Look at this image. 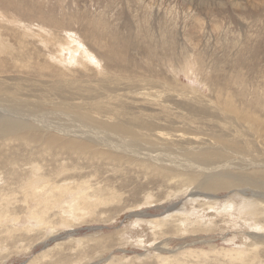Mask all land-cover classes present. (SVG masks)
<instances>
[{"label":"rangeland","instance_id":"1","mask_svg":"<svg viewBox=\"0 0 264 264\" xmlns=\"http://www.w3.org/2000/svg\"><path fill=\"white\" fill-rule=\"evenodd\" d=\"M14 102L53 126H125L138 133L117 134L131 151L152 141L172 157L200 148L264 161V0H0V108ZM31 141L0 136V216L10 215L0 222V264H264V241L253 248L241 220L230 227L218 216L200 232H177L173 219L153 228L186 208L215 212L190 171L164 178L136 158ZM34 166L44 184L87 181L91 206L79 214L71 193L63 221L38 205L42 187L26 200ZM213 196L221 206L234 197ZM232 248H248L246 260L223 253Z\"/></svg>","mask_w":264,"mask_h":264},{"label":"bare ground","instance_id":"2","mask_svg":"<svg viewBox=\"0 0 264 264\" xmlns=\"http://www.w3.org/2000/svg\"><path fill=\"white\" fill-rule=\"evenodd\" d=\"M72 39L74 38H71V40ZM68 45L69 44H67L66 46L69 47ZM78 45L81 46V44L76 45V48L79 50L81 56L80 60L81 61L83 59H86L87 61L90 60L91 53L89 52V50L85 48V46L83 47L81 46L82 48L81 50ZM16 102L12 103L10 106L11 108L9 109H6V107H3V109H1L2 107L0 108V136L6 140H19V141L42 140L44 141V143H47L49 146L54 147L55 145H61L62 147L69 148L71 151L80 152L81 154H86V153L94 154L93 155L94 158H100V157L136 158L133 159L131 162H136L137 165L144 166L146 169H153L155 173L157 172L158 174H162L164 178L165 177L170 178L180 174L182 175L185 174L183 172L190 171L191 174H188V178L190 180H194L192 182H197L200 188L203 189L204 192H206V195L209 196V198L210 197L213 198V202L211 204H208L209 206L208 208L215 211L213 214H206L205 212L197 210L196 208L195 210H189L187 208L183 210L181 209L182 211H178L175 215H169L160 220L156 219L153 222H151L153 228L157 229L158 227L164 225L166 221H170L173 219L181 222V224L178 226L177 232H200L206 230L205 228L211 227L213 224H215L216 222L214 220L215 217L218 218V216H222L228 218L226 220V223L230 224V227H238L239 220H241L244 222V224L248 229H252L254 231L253 233L248 232L249 239L254 241L253 243L250 244L253 246V248L258 249L259 247L258 245H256V243L259 242L261 243V241H264V221L260 219L261 216H264V161H260L257 159L256 160L245 159V158L243 159L239 158L240 161L237 162H231L229 161V159L228 160L224 159L225 160L224 161L221 159V157H223V154H221V152L206 153L204 152V150L200 152L201 151L200 148L199 149L191 148L189 151L187 150L188 151L187 153H181L182 155L178 154L177 155L178 157H172L169 154L158 153V152L156 153V151L160 150L161 148L156 149L155 142L152 141L150 142V144L148 142L140 143L141 141L139 142L136 141V143L143 144L146 149L142 150L137 148L136 151H131L129 147H127V145L124 146L120 144V142H123L124 138L123 139L119 138L117 134L119 135L123 134L129 139L138 140L136 138V136H138L136 134L138 133L131 131V129H128L125 126L111 124V123H101V122H97V123H101V125H95L93 123L91 125V123L87 124V123H82L81 121H79L81 123L79 124V126L77 125V128H74V125L73 127H69V128L67 127V125H66L67 128L60 127L59 125L53 126L51 124L53 122L52 119L51 122L45 119L47 113H42L39 119V116H37V114L33 113L34 115H32V111H30V109L32 110L33 106L31 107L30 105L28 107L27 105L22 104L17 107V105H15ZM4 104L5 103H3V105ZM8 105L9 104L7 103V106ZM42 111L44 112L43 109ZM48 114L50 115L51 113ZM35 121L36 124L37 123L38 125L41 124L42 126L41 129H44L45 132L42 130L40 133L32 131L34 127L31 126L30 122H35ZM64 124H66V122ZM93 125L94 127H96L94 130L89 128ZM159 137H162V134H159ZM132 140L130 141L134 143L135 141ZM139 140H142L141 136L139 137ZM239 145H241L242 147L244 146L241 143ZM181 156H183V158H180ZM252 169L254 170L251 171V173H249V170ZM38 170L39 167L34 166V170H33L34 177L30 180L31 182L29 181L30 183L28 182L27 184H25L26 185L25 194L27 197L26 200L29 198L32 199L33 194H35L33 192L36 189L42 187L41 193L44 192L45 197L44 198L39 197L38 201H40V203L38 205L40 206L44 204L46 206L49 204L47 208H49L50 210L58 209L61 212V214H63L62 215L63 221L70 219V217L68 216L69 208L70 210L74 209V206L72 207L71 205L72 201L69 202L65 201V197L70 195L71 193H73L74 195L73 201L75 202V205L79 207V214L80 212L82 213V211H80L81 210L80 207L86 208V206L89 207L91 206L92 202H89V199L92 196L89 194L90 187L88 186L87 181L85 183L80 184L78 188H74L72 186V183H65L62 185L52 184L53 185L52 186L50 184L51 181L50 182L48 181L45 184L42 182V180L38 177ZM220 190H226L233 193L234 197H231L233 201L224 203V205L222 206L219 205V203L216 202L215 196H213V194H216V192ZM36 194L39 193L36 192ZM190 196H193L195 198L196 193L190 194ZM43 208L41 209L43 210ZM42 213L44 214V212ZM86 213L87 212L85 213L83 212V214ZM34 214L37 215L36 212H34L33 215ZM41 216H42L41 218H43V215ZM9 217L10 215L7 216V212H6V216L3 215L0 216V222L3 219H10ZM50 224L52 223L50 222ZM217 225L219 224L217 223ZM220 227L222 228L221 225ZM248 252H249L248 248H232L230 250H223V253H226V255H228L232 260H238V261L246 260ZM189 253L192 254L194 252L189 251Z\"/></svg>","mask_w":264,"mask_h":264}]
</instances>
